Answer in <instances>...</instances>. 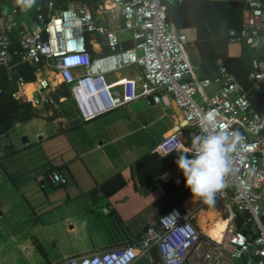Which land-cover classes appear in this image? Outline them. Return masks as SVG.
<instances>
[{
    "label": "built area",
    "instance_id": "2783aa9c",
    "mask_svg": "<svg viewBox=\"0 0 264 264\" xmlns=\"http://www.w3.org/2000/svg\"><path fill=\"white\" fill-rule=\"evenodd\" d=\"M96 1L93 10L81 2L57 8L54 0H48L45 9L42 4L37 7L34 28L16 22L0 25V66L9 65L10 52L18 43L22 62L44 61L46 69L59 72L54 76L70 87L84 121L140 100L153 106L171 99L194 130L192 136L201 134V122L208 120L210 130H239L244 140L231 153L225 186L216 196L230 221L223 242L207 236L203 247L205 235L195 214L172 207L124 245L57 264H264V113L253 110L248 94L224 66L210 77L199 74L188 52V35L168 20L169 4L182 0ZM240 1L243 25L229 31V40L253 46L257 38L264 37V0ZM18 12V8L12 10L13 15ZM87 34L102 36L110 54L93 58ZM125 39L133 45L124 48ZM90 44L97 45L95 40ZM135 66L141 76L108 82L107 75ZM255 68L250 80L264 86V62H255ZM19 81L26 85L22 78ZM52 86L50 79L38 78L33 103L51 101ZM186 150L193 154L194 148L185 145L183 132L178 130L165 137L153 153L167 156ZM49 179L54 185L67 184L57 171ZM163 182L187 185L185 176L178 173L165 175ZM238 214L250 215L243 223L248 235L236 227Z\"/></svg>",
    "mask_w": 264,
    "mask_h": 264
},
{
    "label": "crops",
    "instance_id": "0c3cea01",
    "mask_svg": "<svg viewBox=\"0 0 264 264\" xmlns=\"http://www.w3.org/2000/svg\"><path fill=\"white\" fill-rule=\"evenodd\" d=\"M219 1L241 3L240 0ZM7 4L8 8H0V12L9 11V19L1 21L0 25L16 22L22 26H36L25 12L19 16L12 14L10 6L13 2L8 1ZM226 28L227 24L221 23V31ZM187 35L190 56L201 75L204 58L194 42L196 34L190 30ZM241 45H231V54L246 55L249 48ZM254 48L257 62H264V41ZM93 49L96 54L101 53L98 43ZM54 73L58 74L46 67L39 68L33 82L22 85L19 81V91L13 97L17 104L24 99L33 103L36 80L41 77L50 79L53 83L50 104L58 111L56 119H45L53 111L47 110V102L43 105L33 103L43 118L17 124L0 140V252L10 247L9 252L1 257L11 254L8 260L14 261L15 250L22 249L40 264H57L72 256L137 238L172 207L195 214L204 233L203 210L199 208L202 198L194 197L187 185L167 189L162 179L148 187L134 189L132 167L136 161L153 153L165 137L189 128L183 112L171 99L168 98V104L153 106L140 100L84 121L73 95L71 100L54 98L53 94L63 85ZM139 76L141 69L135 66L109 74L107 80L113 83L118 79ZM55 171L64 175L67 184L50 182L49 176ZM119 172L127 181L125 188L110 198L92 195L95 189ZM172 173L183 175L179 168L167 174ZM97 211L111 218V235L100 233L98 226L104 222L96 219ZM227 222L224 238L230 226V221Z\"/></svg>",
    "mask_w": 264,
    "mask_h": 264
},
{
    "label": "trees",
    "instance_id": "16d2710c",
    "mask_svg": "<svg viewBox=\"0 0 264 264\" xmlns=\"http://www.w3.org/2000/svg\"><path fill=\"white\" fill-rule=\"evenodd\" d=\"M48 0L36 3L28 10H23L17 2L10 7L13 10L18 8V14L25 12L33 21L37 20L36 9L39 5L45 9ZM57 8H67L69 3L78 4L81 2L90 8L96 9V0H54ZM6 0H0V8L7 9ZM242 3L235 1H219V0H182L168 6V20L173 23L178 30L185 32L194 30L196 38L194 40L204 61L201 65L202 77H210L219 68L224 66L230 75L241 85L243 90L248 94L253 110L258 113H264V86L256 85L250 80V75L256 70L255 62H257V52L254 47L243 44V48H249L246 55L234 56L230 52V46L241 45L231 43L229 40V31L231 29H240L243 25ZM4 11V10H1ZM5 12V16H2ZM0 12V22L9 19V11ZM15 17V16H14ZM14 17L12 19H14ZM18 18V17H17ZM226 23L227 28L221 31V23ZM88 49L93 58H98L110 54L109 47L100 35L92 36L87 34ZM91 40H95L101 47V53L96 54L93 49ZM190 43V42H189ZM133 42L128 40L124 44V48H129ZM242 46V45H241ZM12 60L8 66H0V140L9 134L17 124H25L34 119L43 118L40 111L33 106L28 100L15 101L13 95L19 91V79L22 78L26 82L35 80V72L44 67L45 62L33 64L31 62H22L23 52L19 44L12 49ZM54 95L56 100L65 97L67 100L72 99V92L69 86L63 84ZM18 105V107H17ZM43 105V104H42ZM15 106V110H10ZM47 110L52 111V115L45 118L48 121L56 119L58 111L50 101L45 105ZM194 130L188 128L183 131L185 145L193 148ZM181 153H185L189 158L193 155L191 152L174 151L167 156L158 153H149L141 156L132 167L134 189L139 187H148L154 181H162L163 177L175 168H179L176 161ZM180 169V168H179ZM181 170V169H180ZM183 173V171L181 170ZM184 175V174H183ZM186 180V178H185ZM127 186V181L122 172H119L107 181L101 184L93 191V196L99 194L106 198H110L117 194ZM174 185H166V188ZM173 188V187H172ZM250 217L249 214H238L236 217V227L239 231L249 234V230L243 228V223ZM264 221V218H263ZM254 228L253 225H251ZM42 250V248L40 247ZM43 251V250H42Z\"/></svg>",
    "mask_w": 264,
    "mask_h": 264
},
{
    "label": "clouds",
    "instance_id": "9594fccd",
    "mask_svg": "<svg viewBox=\"0 0 264 264\" xmlns=\"http://www.w3.org/2000/svg\"><path fill=\"white\" fill-rule=\"evenodd\" d=\"M16 2L26 11L36 0ZM262 40L264 37H259L254 43L250 40V43H253V47H259ZM210 125L208 120L201 122V134L193 137L194 151L191 158L181 153L176 161L193 196L202 198L206 204H214L217 193L224 188V176L229 171L231 153L242 146L244 140L239 130L230 131L226 127L210 130Z\"/></svg>",
    "mask_w": 264,
    "mask_h": 264
},
{
    "label": "rangeland",
    "instance_id": "374dc122",
    "mask_svg": "<svg viewBox=\"0 0 264 264\" xmlns=\"http://www.w3.org/2000/svg\"><path fill=\"white\" fill-rule=\"evenodd\" d=\"M188 52L190 53L189 48H188ZM68 110H69V107L67 108V111ZM201 200L199 201V204H200L199 208L200 209H202L203 211H208L212 207V209L216 210L217 217H218L219 220H227L228 219V215H227L225 209L223 208V206L218 201L215 200L214 204H206V203H204L203 199H201ZM102 215L103 214L100 211L95 212L96 219L100 220L101 222H104V224L103 225H99L98 228H99L101 234H104L105 236H109V235L112 234V231H113L112 228L109 227V226H111L110 222L112 220H111V218H109L107 216H102ZM201 216H202V213H201ZM204 237L205 238L202 239L203 247L206 246L205 242L207 241V238H206L207 236H204ZM124 244L125 243H119V244L114 243L111 246H108V248H114V247H118V246H121V245H124ZM108 248H105V249H108ZM9 250H10V247H8V246L1 250V252H0V264H40V262L38 260H34V259H32V257L29 258V255H27L25 253L26 251H23L22 249L15 250L16 253L13 256L14 259H15L14 261L8 260L11 254L8 255L6 258H2L1 256L3 254H7L9 252ZM38 251H41V250H38ZM49 251H52V250L49 249ZM95 251H98V250H95ZM143 264H146V263H143Z\"/></svg>",
    "mask_w": 264,
    "mask_h": 264
},
{
    "label": "bare ground",
    "instance_id": "6f19581e",
    "mask_svg": "<svg viewBox=\"0 0 264 264\" xmlns=\"http://www.w3.org/2000/svg\"><path fill=\"white\" fill-rule=\"evenodd\" d=\"M54 71L59 74L57 70ZM201 220H202V228L204 230V233L208 235V237L210 236L211 239L213 238L219 242H222L224 239L223 233L226 231L228 225L227 220H219L217 217L216 210L212 208L208 211L202 212Z\"/></svg>",
    "mask_w": 264,
    "mask_h": 264
},
{
    "label": "water",
    "instance_id": "95a60500",
    "mask_svg": "<svg viewBox=\"0 0 264 264\" xmlns=\"http://www.w3.org/2000/svg\"><path fill=\"white\" fill-rule=\"evenodd\" d=\"M187 124V123H186Z\"/></svg>",
    "mask_w": 264,
    "mask_h": 264
}]
</instances>
